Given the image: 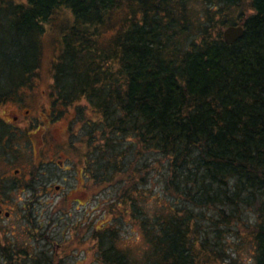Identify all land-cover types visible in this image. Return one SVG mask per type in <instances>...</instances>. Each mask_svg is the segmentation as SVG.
Returning a JSON list of instances; mask_svg holds the SVG:
<instances>
[{
  "label": "trees",
  "instance_id": "obj_1",
  "mask_svg": "<svg viewBox=\"0 0 264 264\" xmlns=\"http://www.w3.org/2000/svg\"><path fill=\"white\" fill-rule=\"evenodd\" d=\"M58 11L52 104L85 101L88 171L122 183L105 208L144 242L122 248L107 220L92 233L98 262L223 264L231 228L264 264V0H0L7 98L30 87ZM231 25L244 32L227 45Z\"/></svg>",
  "mask_w": 264,
  "mask_h": 264
},
{
  "label": "rangeland",
  "instance_id": "obj_2",
  "mask_svg": "<svg viewBox=\"0 0 264 264\" xmlns=\"http://www.w3.org/2000/svg\"><path fill=\"white\" fill-rule=\"evenodd\" d=\"M15 1L25 2L26 0ZM65 16V11H58L42 35L40 62L30 87L21 89L20 93L12 91L8 94V98L22 101L19 115L24 122L22 159L13 167L20 170L25 186L37 184L36 180L39 183L51 180L53 182L48 194L35 195V209L29 210L27 216L33 218L31 222L23 221L22 216H19L22 211L16 208L11 219L0 221V264H100L96 243L92 240V233L96 228H100L101 224L112 218H115L111 222V226L113 225L112 227L117 231L119 246L125 249L133 248L136 251L144 246L138 221L132 223L129 216L120 218L122 208L116 209L113 214H109L105 208L115 200L121 190L122 183L117 180L115 181L117 184L113 186L99 184L91 178L92 174L89 173V168L95 170L93 166L95 162L91 165L92 161L90 160L93 157L88 155L94 147H87L85 132L92 129L91 121L97 119L87 109L85 101L70 107L65 114L61 113L63 111L61 106L52 104L54 98L51 96V67L57 41V33L53 27L65 19ZM0 86H6L5 75L0 77ZM1 93L5 95L6 90H1ZM8 106L11 108V105ZM51 106H55L51 108V111H53L54 117H58V121L49 126L40 124L39 129H42V137L48 144L44 153L43 169H41L33 162L30 145V140L32 142L41 130L33 135L29 133L35 132L36 125L40 123L39 121L44 120L45 114ZM26 110L29 112L28 114L25 113ZM81 111L85 113V116L83 113L81 114ZM81 115L85 117L84 119H89L88 126L82 124V120L80 122ZM52 158L64 161L65 165L69 164L70 170L62 171V167L57 163L50 164L49 160ZM72 164L73 166H71ZM81 167H84V179H81L77 172ZM12 169L6 167L8 176ZM62 178L66 180L62 181ZM33 180L34 182H32ZM54 185L62 186L64 189L57 194L52 187ZM82 186L86 187V193L80 200L81 204H84L83 206L76 207L75 204H69L67 199L60 200L68 188L78 191ZM151 190L152 186L149 182L146 190L148 195H151ZM159 190L160 186L155 185L154 191ZM77 195H79L78 192L74 194V196ZM24 197H28V194H24ZM59 200L61 201L60 206L52 209V205L54 206V203ZM50 201L52 205L47 206L46 204ZM39 211H41V215H39ZM20 226L23 227V232L14 239L11 237L10 231L12 229L20 231ZM30 233L32 236L29 235ZM223 234L224 240L228 242L226 244L227 259L223 264H254L252 240L247 232L240 231L238 235H235L229 228L224 229Z\"/></svg>",
  "mask_w": 264,
  "mask_h": 264
},
{
  "label": "flooded vegetation",
  "instance_id": "obj_3",
  "mask_svg": "<svg viewBox=\"0 0 264 264\" xmlns=\"http://www.w3.org/2000/svg\"><path fill=\"white\" fill-rule=\"evenodd\" d=\"M21 102L22 101H18L14 98H7L4 93L0 94V221H2L3 219L4 221H8L9 219H11L13 216V211L16 208L22 211L21 213H19V216H22L21 219L23 221L26 220L28 222H31V219L33 218H28L27 216L29 215V210L35 209V195L40 196V194L43 193L44 195L48 194L51 189V183L53 182V180H51L46 183H39L38 180H36L37 184H28L25 186L23 177L20 175V170L13 167V165H16V163L20 162L22 159L24 122L20 117L21 115H19V112L22 108ZM8 105H11V108ZM51 108L52 106L49 107V111L45 114L44 120L39 121L40 123L36 125L35 132L29 133L33 135L41 130V132H39L36 136L34 135V142H31L30 140L33 162H35L37 166H40L41 169H43V158L48 144L42 137V129H39L40 124L49 126L51 124H55L58 121V117H54V113L53 111H51ZM25 113L28 114L29 112L26 110ZM65 113L66 112H63V114ZM69 162L71 163V161ZM49 163H57L58 165H60V167H62V171L70 170V165H65L64 161L52 158L51 160H49ZM71 166H73V164ZM6 167L13 168L9 176L7 174ZM77 172L81 179L85 178L84 167H81ZM61 180L65 181L66 179L62 178ZM32 182H34V180ZM52 187L57 194L64 189V187L59 185H54ZM85 190V186L79 188L78 191H75L72 188H68L67 192L63 197L60 198V200L67 199L70 202H68L69 204H75L76 207L83 206L84 204H81L80 200L86 193ZM77 192L79 193V195L74 196V194ZM24 194H28V197L25 198ZM60 200L55 202L54 206L51 204V201L46 205L49 206L51 204L53 207L52 209H56L60 206ZM40 212L41 211H39V215H41ZM20 227V231H18L17 229H12V231H10L11 237L15 239L18 235H21L20 233L23 232V227ZM4 229L5 231H7L6 228ZM29 235L32 236L31 233ZM80 242H82L81 239Z\"/></svg>",
  "mask_w": 264,
  "mask_h": 264
},
{
  "label": "water",
  "instance_id": "obj_4",
  "mask_svg": "<svg viewBox=\"0 0 264 264\" xmlns=\"http://www.w3.org/2000/svg\"><path fill=\"white\" fill-rule=\"evenodd\" d=\"M243 32L242 25H231L223 30L222 39L227 45H232L242 37Z\"/></svg>",
  "mask_w": 264,
  "mask_h": 264
}]
</instances>
